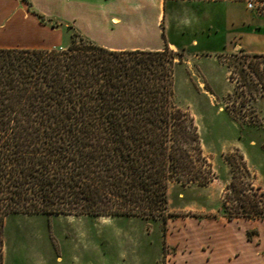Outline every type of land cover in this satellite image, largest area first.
Masks as SVG:
<instances>
[{"label": "trees", "instance_id": "obj_1", "mask_svg": "<svg viewBox=\"0 0 264 264\" xmlns=\"http://www.w3.org/2000/svg\"><path fill=\"white\" fill-rule=\"evenodd\" d=\"M176 56L167 45L110 50L76 30L65 46L0 48V264L10 215L165 223L172 183L214 179L194 120L173 103ZM251 190L226 186L228 221L264 216Z\"/></svg>", "mask_w": 264, "mask_h": 264}, {"label": "rangeland", "instance_id": "obj_2", "mask_svg": "<svg viewBox=\"0 0 264 264\" xmlns=\"http://www.w3.org/2000/svg\"><path fill=\"white\" fill-rule=\"evenodd\" d=\"M168 1L174 5L164 13L162 37L181 56V63L174 58L173 103L194 120L214 179L206 186L172 183L165 223L126 216L10 215L4 264H252L253 251L238 236L244 229L258 246L257 264H264V216L228 221L222 209L232 180L245 191L252 187L248 194H257L264 206V0L214 6ZM48 18L26 27L38 43L0 47L69 44L74 29ZM230 246L240 255L227 262L223 247Z\"/></svg>", "mask_w": 264, "mask_h": 264}, {"label": "crops", "instance_id": "obj_3", "mask_svg": "<svg viewBox=\"0 0 264 264\" xmlns=\"http://www.w3.org/2000/svg\"><path fill=\"white\" fill-rule=\"evenodd\" d=\"M168 0H0V44L11 42L38 43L26 34L28 25H40L39 13L45 18L53 17L64 25L71 26L84 38L110 50H148L157 51L165 47L161 23L168 5H174ZM198 5L235 4L226 0L201 1ZM30 5V7H29ZM34 11V12H33ZM15 35L16 40L5 41V36ZM62 46L55 44L49 47L35 45L29 47L3 46L0 48H51ZM241 219V218H237ZM244 219V218H242ZM252 221V219H245ZM249 231L243 230L238 235L250 248L253 260L258 262V246L247 238ZM242 239V240H241ZM230 241V240H229ZM231 241H235L232 239ZM231 243V242H230ZM261 247V246H260ZM230 247L224 259L239 257L238 249L230 252ZM222 260V259H221Z\"/></svg>", "mask_w": 264, "mask_h": 264}, {"label": "built area", "instance_id": "obj_4", "mask_svg": "<svg viewBox=\"0 0 264 264\" xmlns=\"http://www.w3.org/2000/svg\"><path fill=\"white\" fill-rule=\"evenodd\" d=\"M246 6L248 9H253V3L248 2Z\"/></svg>", "mask_w": 264, "mask_h": 264}]
</instances>
